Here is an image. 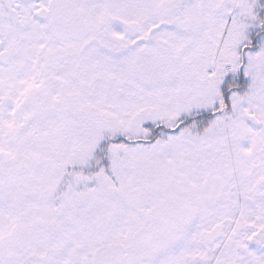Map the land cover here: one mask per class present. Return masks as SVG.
<instances>
[{"label": "snow or ice", "instance_id": "1", "mask_svg": "<svg viewBox=\"0 0 264 264\" xmlns=\"http://www.w3.org/2000/svg\"><path fill=\"white\" fill-rule=\"evenodd\" d=\"M0 264H264V0H0Z\"/></svg>", "mask_w": 264, "mask_h": 264}]
</instances>
